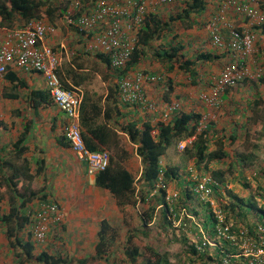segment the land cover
Wrapping results in <instances>:
<instances>
[{
	"label": "crops",
	"instance_id": "obj_1",
	"mask_svg": "<svg viewBox=\"0 0 264 264\" xmlns=\"http://www.w3.org/2000/svg\"><path fill=\"white\" fill-rule=\"evenodd\" d=\"M114 1L122 2V0ZM204 1L206 7L203 14L191 16L186 24L175 22L172 27V32H177L182 37L188 58L200 53L216 56L214 59L211 58V61H205L196 66L198 76L195 84L187 73L169 72L165 66L151 60L142 61L139 67L129 71L125 76L131 78L136 77L137 74L142 76V91L147 101L153 104L152 109L124 103L120 93L118 100L121 107L114 109L112 102H108L109 88L114 84L117 85L119 80L107 67L104 58L98 55L102 53L95 47L93 40L97 32L86 37L77 33L74 28L67 27L61 20L62 26L56 27L54 34L46 39L47 45L60 57L58 70L60 80H63L70 87L69 89H77L82 94L80 108L82 131L83 127L94 129L105 125L119 135V147L107 152L109 156L116 153L121 158L120 163L135 177V192L131 204L119 206L108 191L95 184V176L87 174L85 163L78 160L68 147L63 139L67 122L65 115L58 110L48 96L43 100L42 94L32 95L33 92L48 91L45 80L40 74L8 67L6 73L0 76V123L2 124L0 130V176H2L0 177V218L10 210L9 198L15 201L14 205H20L30 194L36 197L26 202L21 209V216L28 217L31 210L36 211L42 201L41 197L45 199L44 202H55L61 212V220L51 224L46 240L41 244L33 242L34 255L44 252L47 255L60 257L69 262L68 264H77L79 260H86V264H129V258L126 257L125 252L130 247L127 245V239L130 237L131 245L138 249V257L134 264H144L148 259L155 262L156 258L152 257V252L166 253L168 262L176 264L177 256L182 254L184 260V255L189 253L188 246H192L193 241L197 242L200 238L199 231L190 220H185L186 226L183 228H173L167 224L163 227L161 207H155L156 198L153 196L154 189L151 190L152 184L137 183L142 172V164L135 153L136 146L128 141L126 135L117 131V122L122 123L127 120L138 122L146 117L153 124L167 121L171 114L167 120H163L164 110L169 104L177 102L181 112L195 111L201 115V120L206 117L205 123L213 121L215 124L211 150L215 149L214 141L221 138L228 156L222 162H213L214 169L225 171L236 156L254 155L256 150L262 149L259 141L264 138L261 139L256 133L264 131V85L247 81L245 84L228 89L222 96V107L218 111L208 109L198 101L199 93L210 92L212 80L219 74L222 65L232 59L226 48L217 50L212 46L208 30L211 18L217 14L224 0ZM164 6L157 0L147 2L148 12L152 14L158 11L161 13ZM171 12L176 11L169 10L163 18ZM225 19L233 27L247 29L254 35L256 54L262 57L258 58L260 60L258 63L256 59L259 56L246 61L247 70L253 74L255 68L262 64L261 60H264L263 52L260 51V49L264 50V36L256 27H250L236 10L230 9ZM219 29L225 41L228 40L227 30L222 28V25ZM152 77H159V79L150 81ZM169 85L170 92H168ZM106 108L107 118L104 117ZM230 136L235 138L230 141ZM183 140L184 138L179 142ZM252 141L256 142L252 143ZM238 146L242 150L238 151ZM170 153L162 156L165 160H162L161 165L178 169L180 180L178 179L176 183L174 181L175 187L177 186L179 190H184L185 187L191 188L189 185L186 186L189 180L186 175H183L182 169L178 167L179 165L175 163L176 159ZM190 161L188 169L193 167V159ZM258 163L255 162L249 170L257 169ZM237 170L242 169L237 168ZM249 170L243 169L242 176ZM234 172L237 171L234 170ZM4 174H9L17 184V192L11 191L9 188L11 182L9 183L8 179H2ZM168 186L167 193L175 192V187ZM230 186L234 185L231 181H227L225 188L230 189ZM147 195L151 200V208L155 207V210L153 219L143 223V211L138 208L137 203L140 197ZM189 201L190 199L186 201V205H190ZM147 207L148 205L144 206L143 210L145 211ZM202 209L203 207H200L197 211L195 208L197 212L196 215L193 214L195 220L199 219L198 214L202 212ZM103 220L116 231V238L110 245L108 259L106 260L105 257L98 260L94 259L95 247L98 242L99 226ZM204 220L207 221L206 216ZM247 220L248 224L245 222L244 224L243 221L233 222L237 227L253 228L252 217L249 216ZM209 225V223L206 225V229L203 225L201 226L209 237H213L212 226ZM29 227V224L24 225L18 235L25 240L29 235L31 239ZM6 230V226L0 222V264H18L19 261L14 258V251L6 239ZM208 250L213 252L207 254L216 253L214 249ZM242 260L236 258L233 262L243 263L244 260Z\"/></svg>",
	"mask_w": 264,
	"mask_h": 264
},
{
	"label": "trees",
	"instance_id": "obj_2",
	"mask_svg": "<svg viewBox=\"0 0 264 264\" xmlns=\"http://www.w3.org/2000/svg\"><path fill=\"white\" fill-rule=\"evenodd\" d=\"M81 1L83 2L84 6H86L94 0ZM66 7L67 5L58 3L57 0H0V28H15L23 25L29 20L39 19L53 24L54 19L58 17L62 18V15H64L66 12ZM205 7L206 3L204 0H178L171 5H165L162 7L161 13L160 11H158L156 14L148 13L143 25L138 30L137 42L133 49L131 59L124 69H112L109 66L108 58L104 54L98 55L99 57L104 58L107 67L115 73L114 77L119 81L124 78L129 71L139 67V64H142V61L151 60L165 66L169 72L178 71L187 73L192 82L195 84V80L198 76L196 66L205 61H211V58L214 59L216 56H212L209 53H200L196 56L188 58L182 37H180L177 32H172V27L174 25L173 23L175 22L186 24V22L188 23L187 20H189L191 16H200L203 14ZM169 10L176 12H171L166 18H163L166 16V13ZM256 29H259L261 35L264 36V25L256 27ZM260 51L263 52L264 56V50L260 49ZM255 56H259L256 60L257 63L260 62L259 59L262 56H260V54L257 55L256 52L254 54V59ZM230 60H233V57ZM263 62L264 60H261L262 64L258 66V68L262 69V75L260 77L253 78L251 80L248 77H245L242 81L238 82L236 86L245 84L247 81L264 85ZM62 83L67 89L70 88L64 81ZM212 87L213 80L211 82L210 89ZM169 88L170 89H168V92L171 91V86ZM230 88H227L224 92L218 94V99L220 100V107L218 110H220L222 107V96ZM203 93L204 92H200L198 95V101L201 103L202 101L199 96ZM41 94L44 95L43 100L47 96L50 98L48 91L46 93H32L33 96ZM118 98L119 87L118 84H114V86H110L108 93V102H112V107L114 109L122 106L119 104ZM107 114L108 111L106 108L104 111V117L107 118ZM117 115L119 116V113H117ZM201 119V115L195 111L185 113L181 112L179 107L178 110L171 113L170 119L163 122H157L156 124H153L147 117L138 122L130 120L124 121L122 123L117 122V131L126 135L128 141L136 146L135 153L140 158L142 164V172L137 182L152 184L151 190L154 189L155 194L153 196L156 198L155 207L161 206L160 213L162 214L161 222L163 227H165V224L171 225V222L168 220V203L165 200L168 183L172 181L173 183L174 181L176 183L180 177L177 168L174 169L163 167L161 165V157L165 154L167 148L172 143L175 145L179 142V140L192 136H194L195 139L191 145L184 149V155H186L189 159H193V167H191L192 170H195L198 174H208L216 182L217 185L214 186V196L217 203L223 207L226 216L228 217L227 219H231L235 222L243 221L244 223L251 215L244 211L242 207L250 208L259 213L264 218V201L259 207L252 204L250 201H244L243 198H235L232 202H229L225 205L221 204L220 192L222 189H226L227 174H232L234 170H236L238 177L237 179L239 183H242L245 188L248 187L250 180L253 182H258L262 175L259 172H253L249 178L250 180H248L247 177L242 176L243 169L245 170L249 167L251 168L254 165L255 156L253 154H240L239 156H236L237 159L235 158V160L231 162L230 166H228L225 171L214 169L212 165L214 164L213 162L218 163L224 161L228 154L224 150L221 138H218L214 141L215 149L211 150L210 146L213 141L212 133L214 131L213 128L215 127V124L213 121H210L209 123H201ZM200 124H202V128L199 132H197V128ZM1 127L2 124L0 123V130ZM81 132L86 147L92 152H103L109 151L111 149L115 150L119 147V135L114 130L106 127L105 125L98 126L94 129H85L83 127V131L81 129ZM234 138L235 137L230 136L229 140L232 141ZM63 139L65 140L64 137ZM66 144L68 145L67 142ZM120 153L123 154L122 152ZM120 153L118 154L120 155ZM120 159L121 158H119L116 153L112 156H109L108 167L104 171L96 173L94 176L95 184L108 191L109 194L116 199L117 204L119 206H123L133 203L135 177L125 169V167L120 163ZM237 168H241L242 170L239 171ZM260 169L264 171V168ZM187 174L189 175L188 171ZM3 176L5 178H2L3 180L8 179V182H11V184H9L11 185L9 186L11 191L17 192V184L14 182L11 176L9 174H4ZM186 178L189 180L186 183V186L189 185L191 188L185 187L184 190H180V195L178 192L179 199L180 197H185V203L183 204L184 206H186V201L192 196L190 190H192V188L195 186V182L192 179L190 180L189 177ZM258 190H262L260 186H258ZM35 197L36 196L34 194H30V196L23 200L20 205H14L15 201L12 200V198H9L10 210L6 215H3L0 218V222L6 226V239L9 241L11 249L14 251V258L19 261L18 264H68L69 262L65 261L64 259L47 255L44 252L40 253L39 255H34V244L32 239L29 238V235L27 240L18 235V232L23 230L24 225L29 224V217L21 216V209L26 205L27 201L33 200ZM253 197L254 196H248L249 200H253ZM41 199V202H44L45 199L42 197ZM182 200L184 201V199ZM150 201L151 200H149L147 195L140 197L138 203L136 202L137 206L140 207L139 209L143 211V223H148L153 219L155 207L151 208ZM147 205L148 207L145 208L144 211V206ZM194 214L196 215L197 213L194 212ZM206 220L207 221L204 220L203 222V227L206 229V225L209 223V226H212L213 228L215 221L210 212L206 215ZM97 237L98 242L95 247L94 259L102 260L106 257L105 259L107 260L110 245L113 241H115L116 238V231L111 228V226L105 220H103L100 223ZM127 245H130V247L125 252V255L127 258H129V264H134L138 257V249L137 247L131 245L130 237L127 239ZM187 250L189 253H186V255L183 254L184 260L182 254L177 256L176 264H222L223 256L218 252V250H214L216 251L214 254H207L208 251L198 253L193 245L188 246ZM152 257L156 258L155 262H151L148 259L144 264H170L168 262L166 253L159 254L157 252H152ZM243 260V263H234L232 261L231 264H245L246 260ZM77 264H86V260H79L77 261Z\"/></svg>",
	"mask_w": 264,
	"mask_h": 264
},
{
	"label": "built area",
	"instance_id": "obj_3",
	"mask_svg": "<svg viewBox=\"0 0 264 264\" xmlns=\"http://www.w3.org/2000/svg\"><path fill=\"white\" fill-rule=\"evenodd\" d=\"M176 1L157 0L161 5H171ZM59 2L67 5L61 18L67 27L74 28L77 33L86 37L97 32L93 37L95 47L108 58L109 66L115 70L127 66L137 42L138 30L149 13L148 0H122L121 3L114 0H94L86 6L81 0ZM230 9L236 10L250 27L264 25L263 0H224L217 14L211 18L208 30L212 46L217 50L226 48L233 57L213 79L210 92L199 96L202 103L213 111L220 107L218 94L236 86L245 77L258 78L262 75L261 68L256 67L253 74L247 70L246 61L253 58L256 52L255 37L249 30L237 29L226 21L225 17ZM221 25L228 32L226 41L219 29ZM54 32V25L42 19L29 20L15 28H0V76L6 73L8 67H16L26 72H35L44 78L52 103L66 117L64 138L69 148L78 160L85 163L87 174L94 176L108 167L109 153L92 152L85 145L80 126L82 94L77 89H67L63 85L58 74L60 57L46 43V39ZM158 79L159 77H152L149 80ZM141 81L140 74L133 78H122L118 82L121 100L152 109L153 104L143 94ZM179 107L176 102L169 104L164 110L163 120H167ZM206 121L204 117L201 123ZM201 128L202 124L197 132ZM194 139L192 136L178 142V151H184ZM188 173L195 182L194 188L190 190L192 199L199 205L207 206L214 218V235H207L187 205L178 204L179 195L176 192L167 193L165 197L171 226L183 228L186 226L185 220H190L200 233L197 242L193 241L196 251L202 253L207 249L218 250L223 256L222 264H231L236 258L245 259L246 264H264V221L255 224L253 228L237 227L231 219H227L223 207L215 199L214 186L217 184L213 178L208 174H198L191 168ZM28 217L31 239L34 243L41 244L46 240L51 224L61 220V212L55 202H40L38 209L31 210Z\"/></svg>",
	"mask_w": 264,
	"mask_h": 264
},
{
	"label": "rangeland",
	"instance_id": "obj_4",
	"mask_svg": "<svg viewBox=\"0 0 264 264\" xmlns=\"http://www.w3.org/2000/svg\"><path fill=\"white\" fill-rule=\"evenodd\" d=\"M57 2L60 3L59 0ZM60 23H61V18L58 17V18L54 19L53 25L56 28L58 26H62V25H60ZM256 135H259V137L261 139H263L264 138V131L263 132L260 131V132L256 133ZM255 142L256 141H252V143H255ZM249 144H251V143H249ZM240 146H238L239 148H237L238 151L242 150V148H240ZM259 146L262 149L261 150H259V149L256 150V152L254 154L255 157H256V159L254 160V164H255V162L256 163L259 162L258 163L259 166L257 167V169H255L253 171H250L249 168H248L249 171H247V173L244 174L243 177H248V176L250 177L253 172H259L262 175L261 178L258 180V182H256V181L253 182V181H251L250 179L247 178L248 180H250V183H249L248 187L245 188L242 183H239V181L237 179L238 177L236 175L237 172H233L232 174H227L226 175L227 181H231V183H233L234 186H230V189H224V191L222 189V191H221V201H220L221 204L224 205V204H227L229 202H232L235 198H243L244 201H246V202L250 201L252 204H254L257 207H259L262 204V202L264 201V171L259 169V168H264V140H260L259 141ZM169 152H171L170 155L173 158L176 159L175 163L177 165H179L178 167H180L182 169L181 172L184 173L183 175H186L191 180L192 178L190 177V175L187 174V169H188L189 163H191V161L186 155H184L183 151L182 152L178 151V143H176L175 145L172 143L167 148V151H166L165 154L167 155ZM162 160H165V157L161 158V162H162ZM172 182H169L168 185L169 186L171 185V188H174L175 186L173 185L174 183H172ZM258 186H260L262 190H258ZM174 190H175L176 193L179 192V195L181 194V192L177 188V186L174 188ZM248 196H254L253 200L252 199L249 200ZM192 198L190 197V201H189L190 205H187V206H188V208L190 210V213L192 215L194 214V212H196L195 208L197 209V211H199V208L203 207L202 212L198 214V218L199 219L197 220V218H196V220H197L196 222L199 225H203L204 216H206L207 213H209V209L207 208V206H205L203 204H200V207H199V204L196 202V200H194ZM181 199H179V201H178L179 205L180 204L183 205L185 203V197H183L184 201L181 200ZM138 208H140V207H138ZM242 209L252 216L251 222H253L254 225L259 223V222H263L264 221V218L259 213H257L256 211H254V210H252L250 208H247V207H242ZM238 222H240V221H238ZM245 223L248 224V220H246ZM208 252L211 253L213 251L208 250Z\"/></svg>",
	"mask_w": 264,
	"mask_h": 264
}]
</instances>
